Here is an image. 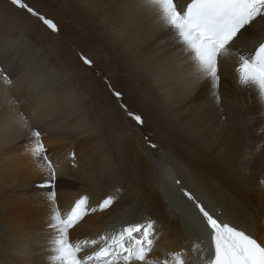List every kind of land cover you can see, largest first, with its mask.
<instances>
[{
    "label": "bare ground",
    "instance_id": "bare-ground-1",
    "mask_svg": "<svg viewBox=\"0 0 264 264\" xmlns=\"http://www.w3.org/2000/svg\"><path fill=\"white\" fill-rule=\"evenodd\" d=\"M83 1L86 2V6L90 4L96 6L95 10H91L94 16L108 10L109 6L112 7V12L107 14L111 23L110 20H105L101 22V25L106 27L115 24L114 28L111 27V38L117 49H119L117 44L119 46L122 44L124 50L122 55L125 53L129 59L135 61V65L143 66L149 73L155 70L157 76L175 77L185 83L182 89H176L170 94V97L176 94L173 99L169 98L174 106L183 102L181 95L184 92L191 93L195 89L194 76L201 73L193 70L191 60L183 51L182 45L175 39L171 30L164 28L157 10L148 5L147 0H100L105 4L103 7H99L96 0L81 2L84 3ZM174 2L178 9H183L190 0H174ZM259 21L238 39L236 42L238 51L230 49L229 53L219 60L230 71L229 81L237 93L233 95L239 109H229L225 114L231 115L226 116L224 120L209 113L211 124H207L206 120L201 121L200 118L201 127L193 126L187 130L192 133L195 131L208 148L218 149L215 152L224 162L225 159H231L227 155L233 152L234 147L242 146L243 109L246 113L264 116V100L260 98L258 87L242 84L237 71L240 63L239 56L252 52L264 40V22L258 23ZM6 24L4 21L0 29L4 36L0 39V55L3 56L9 52L20 51H14L9 45L8 34L14 28L8 23L9 30ZM106 28L102 30L105 31ZM248 48L249 51H247ZM113 50H116L115 46ZM14 59L12 58L11 61ZM0 65L1 70L4 67V74H10L5 75V79L0 72V217L4 236L7 237L10 246V249L4 247V261L7 260L6 256L9 252L8 264H50L49 239L54 233L47 225L53 206L55 205L66 216L75 203L84 196H87L90 202L88 214L84 216L82 222L80 221L81 223L79 222L69 230V237L73 243L95 239L98 245L92 249H90L91 245L86 247L80 254L81 257L98 250V247L102 246L100 238L104 235L110 236L114 228L120 229L130 223L150 218L155 222L156 235L152 252L149 254L150 261H163L167 258L171 264L170 254L182 252L187 264H203V259L210 250L209 233L203 229L205 227L201 215L200 217L195 215L201 232L195 227L192 228L190 222L194 223L192 221L194 217L189 215L196 214L198 209L192 208L178 193L179 189L174 185V183L177 184V177L187 178L186 185L191 190L200 189V191L196 190L200 196L212 197L216 201L225 199L230 209L224 208L222 214L216 213V218L231 225H239L258 239L264 238V220L261 218L259 208L255 207L259 195L254 197L252 194L234 192L235 190L231 192L226 182L217 181L196 168L188 167L189 165L175 169V167H164L161 163V169L164 170L165 175L160 177L159 173L150 172L151 160L148 154L146 156L141 154L142 145L128 144V151L125 156H122V162L117 156L114 157L133 185L127 187L125 192L121 191L123 187L119 190L100 186L101 181L94 178L95 174L83 173L73 166L87 163L88 169L100 168L101 174H107L111 179L118 176L114 170V161L98 149L85 160L78 156L73 158L70 153L72 149H75L74 143H59L58 136L55 135L67 132L69 134L67 139H70L75 133L87 131V126L78 125L76 121H73L78 114L71 112L66 117L68 130L61 129L60 133L59 128L57 133L54 132L48 137L47 134L54 130L51 126L59 124L62 120L57 112L65 107L67 102L58 98L49 100L46 94H53L51 90L44 88V85L35 88L36 81L31 80L27 70H22L15 75L11 64L8 65L3 57H0ZM156 69L160 71V74ZM41 90L45 92L41 93ZM218 119L221 121L216 123ZM257 122L256 119L253 126L249 128L250 132H253V127L257 129L260 123ZM35 129L41 133L40 140L47 150V157L56 169L55 177L67 174L71 178H67L64 183L79 184L76 191L74 189L57 191L50 186L51 170L45 161L32 154ZM261 135L264 136V133ZM253 144H255L254 141ZM226 148L230 149V154ZM263 148L259 151L264 155ZM259 161L263 165L264 156L259 158L257 169L261 168ZM231 162L232 160L229 165L233 166ZM236 171L247 175L250 181H254L257 177L255 166ZM120 182L123 183L121 180ZM52 192H55L54 202L50 198ZM109 196L113 199L118 197L119 200L112 207L101 210L99 205ZM92 208L96 210L90 211ZM202 233L204 238L201 236Z\"/></svg>",
    "mask_w": 264,
    "mask_h": 264
},
{
    "label": "rangeland",
    "instance_id": "rangeland-1",
    "mask_svg": "<svg viewBox=\"0 0 264 264\" xmlns=\"http://www.w3.org/2000/svg\"><path fill=\"white\" fill-rule=\"evenodd\" d=\"M81 1L22 0L35 13L51 19L58 29L53 30L37 15L14 3V0H0V29L4 21L9 30L12 24L14 30H10L8 34L10 37L8 43L14 51L20 50L15 53L9 52L6 56L0 55V57L5 58L8 65L11 64L15 75L22 70H27L31 80L36 81L35 88L44 85V88L51 90L53 94H46L49 100L58 98L67 102L65 107L57 112L62 120L59 124L51 126L54 130L47 134L48 137L54 132L57 133L59 128L60 133L61 129L68 130L66 117L71 112H76L78 116L73 121H76L78 125L87 126V131L75 133L70 139H67L69 137L67 132L61 135L55 134L58 136L59 143L73 142L75 149L71 150V157L78 156L83 160L98 149L114 161V170L118 176L110 179L107 174H101L100 168L88 169L87 163L72 166L83 173L95 174L94 178L101 181L100 186L119 190L123 187L121 191L125 192L133 183H130L131 179L123 173L122 167L114 157L117 156L122 162V156H125L128 151V144L142 145L141 154L144 156L148 154L151 160L150 172L159 173L162 177L165 172L161 169V163L164 167H175V169L189 165L188 167L196 168L217 181L226 182L231 192L235 190L234 192H244L254 197L259 195L255 207L259 208L261 218L264 220V163L262 165L259 161L261 168L257 169L259 158L264 156L259 151L264 147V136L261 135L264 133V116L246 113L243 109L242 146L234 147L231 154L230 149L226 148L230 154L227 156L231 158L229 160H232L233 166L229 165V160L225 159L224 162L215 152L216 149L212 150L205 146L195 131L193 133L187 131L189 127H201L200 118L201 121L206 120L207 124H211L209 113L224 120L226 116L231 115L225 114L229 109H239L233 95L237 93L230 85L228 67L219 61L218 83L213 82L211 78H205L202 73L195 75L193 79L195 89L191 93L184 92V95H181L183 102L174 106L169 98L173 99L176 94H173V97H170V94L176 89H182L185 83L175 77L157 76L155 70L149 73L143 66L135 65V61L129 59L128 55L125 53L122 55L124 51L122 44L120 46L117 44L119 48L117 49L111 38V27L114 28L115 24L107 25V28L101 25V22L110 20L107 14L112 12V7L109 6L108 10L94 16L91 10H95L96 6L91 4L86 6V2ZM96 1L99 7L105 5L100 0ZM261 22L264 20L258 23ZM103 28H106V32L102 30ZM251 29L252 27L247 31ZM2 33L0 30V39L4 38ZM114 46L116 50H113ZM12 58H15L14 61H11ZM16 61L19 62L16 63ZM156 70L160 74V71ZM0 72L4 77L10 75L4 74V67ZM44 92L45 90H41V93ZM137 115L141 117L143 123L135 119ZM256 119L257 123H260L257 129L253 127V133L249 128L253 126ZM216 121L218 123L221 120ZM251 133L253 134L250 135ZM253 166L256 167L257 175L254 181H250L247 175L236 171ZM67 178L71 177L60 174L55 177L54 184L50 186L57 191L72 189L76 191L79 184L70 182L65 184ZM186 179L177 177L178 185L173 183L178 187V193L183 197L182 199L192 208L196 207L184 194L187 191L206 209H209L207 207L209 206L217 214H222L224 208L230 209L225 199L216 201L212 197L200 196L196 191L200 189L191 190L186 185ZM118 200V197L114 198L110 207ZM195 215L200 217L201 214L199 211L196 214L191 213L189 216L194 217L192 218L194 223L190 222V224L192 228L195 227L199 231L201 228ZM120 229L114 228L111 235ZM203 229L205 231V228ZM4 235L3 227H1L0 264L9 263V252L6 256L7 260L4 261V247L10 249L9 241ZM201 236L204 238L203 233ZM92 248L93 246L90 249Z\"/></svg>",
    "mask_w": 264,
    "mask_h": 264
},
{
    "label": "snow or ice",
    "instance_id": "snow-or-ice-1",
    "mask_svg": "<svg viewBox=\"0 0 264 264\" xmlns=\"http://www.w3.org/2000/svg\"><path fill=\"white\" fill-rule=\"evenodd\" d=\"M14 3L37 15L53 30L57 25L51 20L23 3ZM148 5L157 10L158 17L165 29L171 30L175 39L189 56L193 70L202 73L205 78L219 82V60L230 49H236V42L258 20H264V0H190L183 9H178L174 0H147ZM240 82L259 89L264 100V40L249 53L239 56ZM90 63V61H88ZM6 79V77H5ZM120 95V93H117ZM131 115V114H130ZM135 119L143 123L140 116ZM41 133H33L32 154L46 162L50 171L49 184H54L55 167L47 157V150L40 140ZM154 147V146H153ZM193 201L203 218V226L210 235V250L203 264H264V238L258 239L253 233L239 225H231L216 218V213L206 209L196 201L191 193H184ZM55 201V192L50 197ZM111 196L99 205L103 210L112 205ZM95 208L90 211H95ZM88 197H81L72 209L63 215L53 206L48 228L54 233L49 239L50 264H169L163 261H150L156 235L155 222L144 219L130 223L112 235L100 238L98 250L81 257L82 251L89 245L95 247L98 241H77L73 243L69 230L88 214ZM171 264H187L183 253H172Z\"/></svg>",
    "mask_w": 264,
    "mask_h": 264
}]
</instances>
